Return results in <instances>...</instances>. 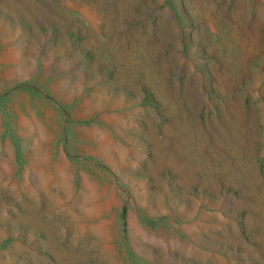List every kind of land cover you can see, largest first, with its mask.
<instances>
[{
  "label": "rangeland",
  "instance_id": "rangeland-1",
  "mask_svg": "<svg viewBox=\"0 0 264 264\" xmlns=\"http://www.w3.org/2000/svg\"><path fill=\"white\" fill-rule=\"evenodd\" d=\"M0 264H264V0H0Z\"/></svg>",
  "mask_w": 264,
  "mask_h": 264
},
{
  "label": "crops",
  "instance_id": "crops-1",
  "mask_svg": "<svg viewBox=\"0 0 264 264\" xmlns=\"http://www.w3.org/2000/svg\"><path fill=\"white\" fill-rule=\"evenodd\" d=\"M48 156H49L48 153H45V151L40 155V158L42 159L43 163H45V161L48 160ZM61 156L62 158H65L64 153H62ZM42 170H43V174H45V165H44V168H42Z\"/></svg>",
  "mask_w": 264,
  "mask_h": 264
}]
</instances>
